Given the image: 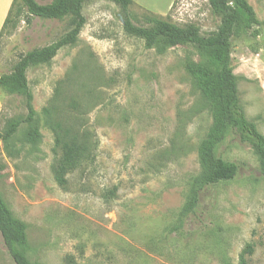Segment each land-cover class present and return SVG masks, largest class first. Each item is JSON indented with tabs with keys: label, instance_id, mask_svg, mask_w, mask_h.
<instances>
[{
	"label": "rangeland",
	"instance_id": "1",
	"mask_svg": "<svg viewBox=\"0 0 264 264\" xmlns=\"http://www.w3.org/2000/svg\"><path fill=\"white\" fill-rule=\"evenodd\" d=\"M246 2L260 35L232 38V69L246 118L264 136V0ZM129 11L139 25L162 20L202 36L221 25L209 0H132ZM83 14L78 42L27 72L33 123L22 122L10 143L0 140V195L28 226L25 255L36 264H240L251 246L247 264H264V178L252 150L233 137L217 153L244 164L238 178L202 195L185 227L191 240L169 235L214 136L213 79L200 65L201 49H147L125 33L109 0L87 2ZM26 16L2 31L0 76L68 31V21L27 24ZM60 82L64 118L86 127L96 145L95 161L70 169L64 185L45 114ZM27 116L25 99L0 87V133ZM0 264H15L1 236Z\"/></svg>",
	"mask_w": 264,
	"mask_h": 264
},
{
	"label": "trees",
	"instance_id": "2",
	"mask_svg": "<svg viewBox=\"0 0 264 264\" xmlns=\"http://www.w3.org/2000/svg\"><path fill=\"white\" fill-rule=\"evenodd\" d=\"M89 1L93 0H52L48 4H40L37 0L14 1L2 31L8 25L16 23L24 10L27 15L24 22L27 24H31L32 18L68 21V31L56 42L21 55L11 72L0 76V87L10 94L22 96L28 113L24 121L11 124L0 133V140L5 144L10 143L22 122L32 124L34 121L32 95L27 79L28 70L51 62L61 49L74 46L78 42L86 24L83 9ZM109 1L120 8L125 33L143 40L147 49L165 51L177 46H195L201 49L204 63L200 65L213 79L210 97L215 106L214 136L212 142L203 149L201 173L194 179L191 195L180 215L179 223L169 231V235H174L173 239L185 236L191 240L195 233L186 230L185 227L191 218L197 217L202 195L221 183L235 181L244 166L225 160L217 153L218 147L229 137L237 139L252 150L259 162V172L264 178V136L247 120L241 106L230 48L235 35L256 39L260 35L261 24L246 0H235L234 5L229 0H209L214 15L221 21L219 29L209 36H202L194 27H180L156 19L148 20L147 25H139L129 11L132 0ZM63 89L60 82V88L56 89V94L45 111L47 125L54 133L55 146L62 152L61 165L57 173L61 185L65 184L64 177L70 169L84 163H93L96 151L91 132L86 127L78 125V122L71 124L74 119L64 118ZM207 228L205 227V231ZM27 231L28 226L14 217L0 195V236L15 264H36L25 255V249L29 244ZM197 232L202 231L200 229ZM252 254L253 249L248 246L240 256V264H247L245 255Z\"/></svg>",
	"mask_w": 264,
	"mask_h": 264
},
{
	"label": "crops",
	"instance_id": "3",
	"mask_svg": "<svg viewBox=\"0 0 264 264\" xmlns=\"http://www.w3.org/2000/svg\"><path fill=\"white\" fill-rule=\"evenodd\" d=\"M15 0H0V32Z\"/></svg>",
	"mask_w": 264,
	"mask_h": 264
}]
</instances>
